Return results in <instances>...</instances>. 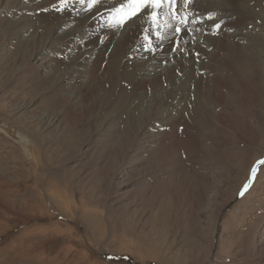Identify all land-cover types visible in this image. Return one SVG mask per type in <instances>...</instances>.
<instances>
[{"label":"rangeland","instance_id":"rangeland-1","mask_svg":"<svg viewBox=\"0 0 264 264\" xmlns=\"http://www.w3.org/2000/svg\"><path fill=\"white\" fill-rule=\"evenodd\" d=\"M86 4L0 0V264H264V0L136 91L152 46L72 35Z\"/></svg>","mask_w":264,"mask_h":264},{"label":"bare ground","instance_id":"bare-ground-1","mask_svg":"<svg viewBox=\"0 0 264 264\" xmlns=\"http://www.w3.org/2000/svg\"><path fill=\"white\" fill-rule=\"evenodd\" d=\"M107 1L109 2V4H106L105 0H102L99 3V6L97 5V7H94L93 10L91 11L89 10L90 12L85 13L83 11L80 14L77 13L76 16L78 17V19L75 20L76 25L74 24L75 28L72 32V35L92 36L91 33L92 30L94 32L95 37L96 35H98L99 37L97 41H101L102 43H106L107 41H112V40L114 41V37L116 36H118V38L115 41H118L119 35H121L119 42H121L123 46L126 45L132 46L133 43L134 46L137 43H139L140 45L143 42H145V39H147L148 40L147 45L145 46H147L146 48L152 46L151 48H153L152 49L153 52H151L150 54L145 53V60H141V58H138V60L133 65L132 69H135L136 71H137V66L139 64L142 65L140 70L142 72H144L143 70L146 71L144 72V75L137 81L135 86V91L139 88L141 90L145 89V86L143 85L146 84L145 82L147 81V79H151L154 76L158 75L159 73H161V75L164 77L166 75H167L166 77H168V72H170L168 70L170 69H174L175 72L171 71L173 73H177L182 70V73L184 74L186 70H189L188 73L184 75L185 81L188 84L187 88L190 87L191 83L196 82L194 81L195 69L193 66L199 65V67L203 70L205 66V62L208 60V55L210 53L208 49L209 48L213 49L214 47L212 45L213 42L208 35L207 36L204 35L203 37H201V35L199 34L198 36V34L191 29H198L201 25L196 24L197 20L199 22L202 16L204 17H207V15L212 16L211 10H213L216 7L221 8V11L225 13L230 12V16L225 18L227 19V23L226 25H224V27H226L227 25L229 26L233 25V28L236 29L235 30L236 32H234L230 37H233V40H237L240 37L245 38V36L241 32L243 30L241 31L238 30L239 25L242 26V20L241 19H237V20L235 19V21L231 20V18H233V12H231V10L232 9H233L232 11L235 10V6L237 5L238 0H205L207 2L208 1L210 2L209 3L210 5L206 4V6L203 0H191V3L189 4L188 8L183 7L184 0H177L176 12L180 15V17H183L185 14H188L190 12L193 13V16L191 18L193 21H195L192 26L188 25L186 28H184V26L181 25L180 27L182 28V31L180 32L176 31L177 24L175 20H173L170 15H164V13L169 12V9H163L161 11L159 29L155 28L152 23L150 10H143L138 14V17H140V21H138L139 19L137 20L134 18H132L133 20L130 19L127 21L130 22L132 20L130 24V29L128 31L125 32V31H121L119 28L116 27L114 28V26H110V23L106 25V30H104L105 29L104 24L110 20L109 18L111 16L112 10L115 7H119L120 3L124 2V0H107ZM229 4L231 5L229 6ZM83 6L84 5H82V7ZM243 6H245V4ZM55 14H57L56 9L54 12L48 15L49 17L47 19L48 24L52 23L51 15H55ZM39 18L40 17H36V20L38 19L37 21L43 22V23H38L39 25H47L45 22V18H40V19ZM229 18L231 21H228ZM242 27L244 28L245 26ZM202 30L204 32L209 31L208 25L206 27L204 25V28H202ZM157 32L160 33L159 36H157ZM192 32H194L195 35L191 34ZM176 45H179V47H177L178 49H175V52H173V49L176 47ZM237 47L238 46L236 45L235 47L236 50H238ZM183 52H186L185 54H188L189 57L188 58L182 57ZM237 52H240V50H238ZM197 54H199L198 60H196L195 58V55ZM162 63L163 65L171 64L172 68L170 69L167 68V70H165V68L162 67L164 68L163 72L158 70L161 68ZM189 66L191 67L188 69ZM191 71L193 73L190 74V79H189V72ZM173 77H174L173 74H170L169 80L171 81ZM133 79H134V74H132V76L130 75L128 76V81H132ZM128 95L130 94L126 92V96ZM107 99L109 100L110 97H107Z\"/></svg>","mask_w":264,"mask_h":264},{"label":"snow or ice","instance_id":"snow-or-ice-1","mask_svg":"<svg viewBox=\"0 0 264 264\" xmlns=\"http://www.w3.org/2000/svg\"><path fill=\"white\" fill-rule=\"evenodd\" d=\"M80 2L85 3V0H80ZM100 2L101 0H87V6L89 10H91ZM66 3L67 0H61V8H63ZM176 3L177 0H124V2L120 3L119 7H115L112 10L111 16L109 18L110 26L123 27L128 20L137 16L141 11L150 10L152 23L155 28L159 29L161 11L163 9H169V12L164 13V15H170L172 19L175 20L177 24L176 31L180 32L182 31V28L180 27L181 25H183L184 28L187 27L188 19L187 14H185L183 17H180V15L176 12ZM190 3L191 0H184L183 7L188 8ZM216 27L219 28L220 25L217 24ZM159 35L160 33L157 32V36ZM177 47H179V45H177ZM260 163H264V161H261ZM255 176L256 169L254 168L252 171V179H250L249 182L245 184L244 190L240 193L241 195L244 194V191L248 190L252 180L255 179Z\"/></svg>","mask_w":264,"mask_h":264}]
</instances>
